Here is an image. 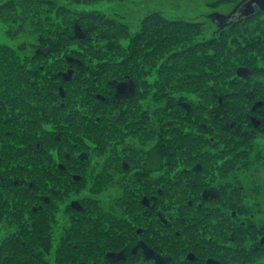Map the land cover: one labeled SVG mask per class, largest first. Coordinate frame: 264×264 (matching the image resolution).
<instances>
[{
	"label": "flooded vegetation",
	"instance_id": "af4514ba",
	"mask_svg": "<svg viewBox=\"0 0 264 264\" xmlns=\"http://www.w3.org/2000/svg\"><path fill=\"white\" fill-rule=\"evenodd\" d=\"M37 47V58L50 51ZM96 57L66 52L55 69L41 63L26 80L7 82L6 71L0 80V150L12 136L33 134L26 143L39 159L30 180L36 227L49 229L54 245L98 247L97 264H113L108 251L122 253L115 264H156L144 244L172 258L171 235L185 240L188 260L222 264L209 250L235 242L237 218L263 214L253 197L263 164L253 134L264 124V99L213 89L200 105L150 65ZM179 198L188 202H170Z\"/></svg>",
	"mask_w": 264,
	"mask_h": 264
},
{
	"label": "trees",
	"instance_id": "16d2710c",
	"mask_svg": "<svg viewBox=\"0 0 264 264\" xmlns=\"http://www.w3.org/2000/svg\"><path fill=\"white\" fill-rule=\"evenodd\" d=\"M81 1L89 3L98 0H0L1 18L8 21V31L14 32L16 29L25 28V24H28L30 25L28 26L29 30L37 32L39 37L38 46L45 45L50 49L47 54L44 53L38 56L39 69H37L36 64L31 66L27 63L29 55L18 54L17 51L7 49L6 46L0 48V80L4 79L3 74L5 71L7 82H16L15 80L20 78L26 80L31 72L40 74L41 63H46L49 69L59 67V58H63L64 53L76 50L77 53L82 54L84 51L90 50L88 49L91 48L89 44L93 39L90 40L89 32L98 33L100 39L105 37L108 41L103 53L90 51L94 52L95 55L107 58H118L115 55L123 53L126 60L122 63L129 65L141 48L147 49L150 47L152 49L156 42L167 41V39L160 40L158 34L154 33L157 28L176 31L179 34L188 30L185 28H195L203 22L173 18L164 15L161 11L151 10L141 19V28L138 30L137 36L135 35L133 38L134 34H132L129 36L130 40L128 42L116 44L115 40L119 34L125 33L129 27L127 22L118 20L115 16L110 17L100 9H80L76 7L75 3ZM76 21L85 31L83 36H78L74 32V22ZM262 34H264V11L257 10L255 14L248 16L243 21L228 24L221 27L218 33L206 36L205 39L200 41L198 47L216 44L225 46L232 41L247 42L250 38L258 39ZM74 42L79 44L72 45L71 43ZM93 48L97 47L93 46ZM262 51L264 52V50ZM56 52L57 56L55 57ZM248 57L251 61V56L248 55ZM244 62L247 61L243 60L242 63ZM236 63L232 60L231 65L225 67L224 70L216 67L211 73L212 78L210 77L209 84L203 83L200 85L199 82V85L194 86V90L197 94H200V97H210L213 89L216 91V97L219 93L231 97L236 95L235 89H238L240 95L251 99L259 97L264 99V85L260 86L258 78H256L257 82L254 85L247 84L251 82L248 77L256 70L255 65L250 64V72L245 76H240L236 75L233 70ZM206 64L212 66L213 63L206 62ZM26 65H30L31 68ZM261 70L264 72V64H262ZM232 72L234 76L236 75L235 77L228 76ZM201 75H203V78L199 77V79L201 82H205L207 77H205L204 72ZM225 81H228L229 84L222 85L221 83ZM212 82H216V84H212ZM185 88L189 90L188 86H185ZM197 103L203 105L201 104L203 102ZM7 146H9L8 151L3 152L0 150V220L9 226L12 225V227L1 238V264H52L47 256L49 254H54L51 257L56 260L53 264H63L60 260L65 258L75 264H97L98 247H71L64 246L61 243L54 245L48 232L49 229L45 228L41 231L36 225L26 224V220H29L28 217H32L30 213L33 209V193L31 191L33 188L30 185L32 179L29 177L34 178V160L39 159L35 158V154L31 152L33 150L28 148L26 141L18 139L17 136L10 137ZM19 148L22 150L19 151ZM249 224L257 229L262 228L264 230V219L253 220ZM28 229L32 232L36 230L39 234L35 235L29 232ZM14 231L19 234V238L15 237ZM91 258H96V260H91Z\"/></svg>",
	"mask_w": 264,
	"mask_h": 264
},
{
	"label": "rangeland",
	"instance_id": "374dc122",
	"mask_svg": "<svg viewBox=\"0 0 264 264\" xmlns=\"http://www.w3.org/2000/svg\"><path fill=\"white\" fill-rule=\"evenodd\" d=\"M237 1L238 0H98L97 2L89 3L83 1L76 2L75 6L80 9H100L110 17L115 16L116 19L127 22L129 27L127 28L125 33L122 32L119 34V36L115 40L116 44L126 43V41L128 42L130 40L129 36L132 34H134V38L138 30H140L141 28V19L146 13L151 10L161 11L164 15L173 18L203 21L200 26L195 28H185L188 30L179 34H177L176 31L161 30V28H157L154 33L158 34L160 40L163 41L167 39V41L161 43L156 42L155 46L152 49L148 47L147 49L141 48L138 53L135 51V53L137 54H135L136 56L134 55L135 57L133 56L134 58H132L129 67L138 66L146 69V66L150 65V67L153 69L152 74L156 76L157 74H167L169 80H177L180 83L179 89L176 91V93H190L191 95H193L194 99L197 98L199 102L205 103V101L203 100H207L208 97H200V94H197V92L194 90V86L199 85V82L200 85H202L203 83H206V85L209 84L210 77L212 78L211 73L213 72V70L216 69V67H220L219 69L224 70L225 67L231 65L232 60L237 62L236 64H234L233 68L235 72V66L242 63L243 60H246L247 62L244 63L248 64L249 66L250 64L255 65L256 70H254L252 75L248 77V80L253 83L248 82L247 84L254 85L257 82L256 78H258V80L260 81V86L264 85V72L263 70H261V66L262 64H264V52L262 51L264 50V34H262L263 36L261 35L258 39L250 38L248 40L249 42L232 41L225 46H219L216 44L198 47L200 41L205 39L206 36L212 35L214 33L216 34L221 27H224L219 26L218 21L213 20L209 16V13L214 10L228 12ZM7 23L8 21L4 18H1L0 14V48L6 46L7 49L19 51V53L22 52L23 55H29L30 57H28V63L31 66H34L36 64V68L39 69L37 63L39 61L36 60L37 57L34 52L35 47L38 46L37 41L39 37L37 36V32L35 30H29L28 26L30 25L28 24H25V28L16 29V31L14 32L8 31ZM89 36L90 40L93 39V41L90 42L89 45L91 48L88 49L92 51H100L103 53L104 49L107 46V39L105 37L100 39L98 33L95 32H89ZM249 36L251 37V34ZM71 44L78 45L79 43L74 42ZM93 46L97 48H93ZM71 53L75 55L79 54V56L82 55L79 52L77 53L76 50H72ZM248 55L251 56V61L249 60ZM56 56L57 52L55 54V57ZM115 56H117L118 58H107L105 56H99L96 58H103L106 65H128L122 63L126 60L123 53ZM49 58H51V56H49ZM206 62H210L213 64L212 66H209L208 64H206ZM30 65L26 66H28V68H31ZM186 70H189L191 72L189 77L185 76ZM202 72H204L205 77H207L205 79V82H201V80L199 79V77L203 78V75H201ZM176 74L178 75V77H175ZM235 74L239 75L237 74V72ZM228 76H234L233 72ZM226 83L229 84L228 81L222 82L221 84L226 85ZM185 86H188L189 90H187ZM235 91V96L246 97L240 95L238 89H235ZM176 93L175 97H178V94ZM199 107L202 106L199 105L198 108ZM204 114L205 112L202 111L200 120L205 119L203 117ZM190 124L192 125V123H189L188 126H190ZM258 130H260V132H255L253 134V137H256L254 147L261 148L262 151L258 154V158L263 162V164L262 171L259 174L260 180L255 183L257 192L253 191V197L257 199L256 202L258 204L262 205L261 208L263 214H258L253 217L250 216L245 218L244 216H241L237 218V222H239L240 225L239 227H237L235 242L232 245L230 243H225L227 245L224 248H221V246L218 245L217 247L220 248V250L217 251L218 253L209 250V253H216L221 257L222 264H264V239L263 241H261V238H264V230L262 228L257 229L249 224L253 220L264 219V125L262 124V126ZM22 138L27 142H31L33 134H24ZM81 166L82 168L88 167L86 164H82ZM29 178L33 179V177ZM251 182L252 180L251 178H249L248 184L253 186ZM31 191L33 193V189ZM248 195L249 194H247L246 197H248ZM250 197H252V195H250ZM180 200L183 204H186L188 202L186 199L181 198H179L178 200H171L170 202L174 204ZM33 211L34 209H32V212L30 213L32 217H28L29 220H26V224H31V226H34L36 224V221H34ZM11 227L12 225L9 226L7 223H4V221L0 220V242L3 235L11 230ZM28 228L31 227L28 226ZM29 232H32V230H30ZM32 233L35 235L39 234V232L36 230H33ZM14 234L15 237L19 238V234L16 231H14ZM223 236H226V233H224ZM205 241L207 242L206 247L207 249H209L208 241H210L211 248L213 243L217 240L215 238H212ZM184 243L185 240L183 238L181 239L172 235L170 236L171 246H168V251L172 252V258L166 264H206L204 260H197L196 258L193 260H188L185 249H183L182 245ZM37 247L38 245L36 246V248ZM52 255L54 254H49L47 256L53 264L56 260L51 258ZM60 262H62L63 264H75L74 262L66 258L64 260H60ZM145 263L148 264V261L141 260V262H139V264Z\"/></svg>",
	"mask_w": 264,
	"mask_h": 264
},
{
	"label": "water",
	"instance_id": "95a60500",
	"mask_svg": "<svg viewBox=\"0 0 264 264\" xmlns=\"http://www.w3.org/2000/svg\"><path fill=\"white\" fill-rule=\"evenodd\" d=\"M257 10L264 11V0H238L235 5L228 11H218L214 10L209 13V16L215 20L218 21L219 26H227L231 23H238L243 21L248 16H251L256 13ZM74 32L78 36H83L85 34V31L83 27L76 21L74 22ZM38 51H48V47L38 46ZM70 59H77L78 61H81L78 59V57L75 56H69ZM71 69L68 70V73H70ZM236 72L240 75H247L250 72V66L245 63H240L236 66ZM119 90V85H118ZM262 103V99H257L253 104L252 107L255 108L259 104ZM189 106L188 102H185ZM252 119L254 121V124H257L259 122V118L255 115H252ZM122 251V250H121ZM123 252V251H122ZM144 253L146 256H151L154 258L156 264H161L167 261L171 258L170 255H164L158 252L154 247L144 244ZM120 252L115 251H108L107 257H109L113 264H115V259L117 256L121 255ZM190 256H192V253H188ZM207 261L213 264H219L218 259L214 257H208Z\"/></svg>",
	"mask_w": 264,
	"mask_h": 264
}]
</instances>
